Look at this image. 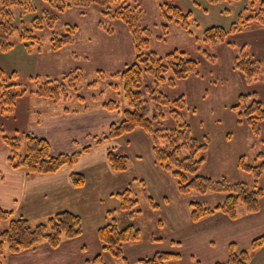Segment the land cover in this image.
<instances>
[{
  "label": "rangeland",
  "instance_id": "1",
  "mask_svg": "<svg viewBox=\"0 0 264 264\" xmlns=\"http://www.w3.org/2000/svg\"><path fill=\"white\" fill-rule=\"evenodd\" d=\"M129 1L132 5L139 6L141 13L138 16V23L140 26L150 29L149 46L146 51L165 56L168 52L177 49L201 62L198 75L192 74L187 79L177 80L174 85L168 82L160 84V89L171 99L185 97L186 105L182 109V115L184 120L191 125L192 134L199 140H203L205 136L210 139L209 148L197 156L204 158L201 174L214 179L226 177L231 182L242 181L252 185L254 182L252 174L239 168L238 162L241 156H245L248 163H258L257 155L264 151V120L260 121L259 132L255 133L241 118L234 105L238 103V96L241 93H252L253 91L257 93L258 91V98L264 99V83H262L261 76L258 80L248 82L245 76L233 67L234 58L242 53L243 46L246 47L244 53L253 54L250 42L249 47L245 44L239 45L240 41L246 43V39L251 37V35L248 37V34L251 33L239 35L241 37L236 38L237 42L232 40L233 34L228 36L225 43H212L204 40V32L208 27L213 25L229 27L236 22L248 4V0H219L217 3H209L207 0ZM165 2L178 5L184 12H192L195 23L190 30L176 22H170L167 28L164 27L166 21L162 17L161 6ZM34 3L36 11L27 13L23 21L26 26L34 29V34L40 39L39 43L27 47L19 40L17 41V34L14 38L15 46L8 51H0V67L8 72L16 70L19 74L17 80L22 85L20 87L27 88L28 91L37 85L36 81L31 80L32 76L40 77L42 80L60 79L65 73L80 71L82 80L78 83V90L72 92L73 98L68 101L62 99L55 102L50 98L26 92L19 98L12 112L2 113L0 109V130L2 129L0 141L2 134L14 136L18 134L17 131L23 146L25 144L24 133L30 132L31 122L44 118L54 110H64L66 107L71 110H95L99 108L103 100L109 99L120 101L122 109L126 108L127 101L122 81L112 77L100 78L98 70H104L107 75H110L125 69L127 64L136 60L137 55L127 23L122 19L105 15V6L92 4L87 7H68L63 12L57 13L58 19L53 28L44 24L43 28L37 29L32 26L33 18L41 17L43 10L50 9L52 6L48 0H34ZM226 9L229 10L228 13L225 12ZM260 9L264 10V4L261 5L260 1H257L251 13ZM244 12V16L249 14L248 11ZM67 25L78 26L75 40L59 50H54L52 48L53 36L68 32ZM261 26L253 22L248 30ZM231 42L238 44L231 46L229 44ZM258 46L263 52L259 44ZM207 53L216 56V60H210ZM259 61L261 71H263L264 60ZM171 76L169 72L167 78ZM94 80H98V85H89ZM110 82L116 83L118 88L111 86ZM143 84L154 86L153 76L144 73ZM77 95H83L86 99L82 101ZM94 96L98 99H93ZM155 104L151 101L152 110L156 109ZM166 112L167 116L159 120L157 127L173 128L176 126L175 119L168 114L169 108ZM149 139H151L150 136ZM148 147L144 145L143 148L145 159H149L146 155ZM185 155L187 153L183 151L181 157ZM65 169L69 170V168H63L60 171ZM157 171L152 165L142 170L146 185L136 183L133 186L134 197L139 200L138 208L141 211L134 217L126 211H118L117 218L120 227L134 224L141 229V240L127 245L126 248L129 246L127 251L125 249V254L132 264H138L140 258L151 256L157 251L179 252L182 259L172 261V264H214L216 261H224L227 258L228 245L231 242L236 241L241 249H249L252 239L264 233V198L258 213H248L245 206L241 204L238 206V218L235 220L223 213H216L194 222L191 219L189 205L191 200L214 207L221 203L226 195L223 193L203 195L194 192L190 195H183L179 192L176 180L169 172L163 170V174L161 172L159 174ZM38 176L44 175L34 177ZM260 185L264 189V177L260 180ZM113 196L117 199L115 194ZM150 197L160 204L159 208L152 207ZM108 203V200L104 204L99 203L96 210H100ZM7 209L13 210L15 218L29 219L22 214L25 213L24 209L21 212L12 208ZM171 216L173 219H170ZM225 220L230 224H226ZM36 221L32 222L37 223ZM8 225L9 220H0V232ZM90 233L93 232H88V240L79 244L83 252L80 253L82 257L78 255L75 257L67 252V254L63 253L62 258L57 261V259L44 258L43 254L26 256L27 251L31 250L20 252L22 255L12 254L5 245L2 263L84 264L85 256L86 259L91 258L101 250L97 232L96 237ZM80 237L65 239L60 247L68 240L79 241ZM154 237L157 239L153 240ZM173 241L180 243L174 244ZM59 248L50 249L58 252ZM103 257L108 264H123L122 260L110 254H103ZM249 264H264V246L253 253Z\"/></svg>",
  "mask_w": 264,
  "mask_h": 264
},
{
  "label": "trees",
  "instance_id": "2",
  "mask_svg": "<svg viewBox=\"0 0 264 264\" xmlns=\"http://www.w3.org/2000/svg\"><path fill=\"white\" fill-rule=\"evenodd\" d=\"M209 3H217L219 0H207ZM230 1V0H228ZM235 1V0H234ZM237 1V0H236ZM257 1L261 5L264 0H248L244 11L249 14L244 16V11L240 13L236 22L229 27L223 25H213L204 32V40L218 43H225L231 34L246 31L253 22L264 27V10L260 9L252 12V7ZM50 9H44L41 17L32 20V26L37 29L43 28L46 24L53 28L58 19V12H63L68 7L91 6L99 4L105 6V15L122 19L127 23L132 41L136 48V60L127 64V67L118 70L110 75L104 70H98L100 78L120 79L123 83L124 96L127 107L122 109L121 102L116 99L103 100L99 108L121 112V118L113 122L107 133L103 137H96V143L102 141L115 142L120 138L128 136L136 130H143L152 140V150L155 162L165 171L169 172L176 180L178 190L183 195L191 193L209 194L223 193L225 199L214 207L191 200V219L194 222L200 221L206 216L216 213H223L230 219L238 218V206L244 205L250 214L258 213L261 210V201L264 198V189L260 185V180L264 177V151L258 153L257 164L248 163L245 156H241L238 162L239 168L250 172L254 178L252 185L246 182H231L223 177L214 179L201 174L204 158H198V154L209 148L210 139L205 136L199 140L192 134L191 125L184 120L182 109L186 105L184 96L171 99L160 89V84L168 82L174 85L177 80L187 79L192 74H199L201 62L190 58L184 51L173 50L165 56H159L155 52L146 51L149 46L150 29L140 26L138 16L139 6L132 5L129 0H48ZM162 17L168 23L176 22L183 28L190 30L195 19L192 12H184L176 4L165 2L162 4ZM263 8V7H262ZM34 0H0V51L5 52L15 46L14 38L18 34L19 42L29 47L39 43L40 39L34 34V29L25 25L23 18L29 12H35ZM229 12L228 9L225 10ZM63 35H54L52 38V48L59 50L65 45L73 43L78 31L77 25H67ZM235 46L234 43H229ZM246 47H242V53L234 58L233 67L240 71L248 82L258 80L259 76L264 81V70L261 71L260 61L252 54L244 53ZM210 60L215 61L216 56L206 54ZM172 76L167 78V74ZM148 73L154 78V86L143 84V74ZM16 70L6 71L0 67V109L2 113L12 112L20 97L26 92L44 98H50L55 102L62 99L68 101L73 98L72 92L78 90V83L82 80L80 71L65 73L60 79L42 80L40 77H31L37 85L28 91L18 80ZM114 88L118 85L109 83ZM89 85L97 86L98 80L92 81ZM147 96V97H146ZM77 97L84 101L83 95ZM93 99L97 100V96ZM151 101L156 106L152 110ZM168 114L176 121L173 128H160L156 124ZM238 113L255 132H259V123L264 120V101L258 98L257 93H241L238 96V103L234 105ZM63 111L78 112L84 110H71L66 107ZM2 132V129L0 130ZM19 134V132L16 131ZM1 135L0 147H4L8 152V162L13 169H22L29 177L56 173L63 168L71 169V181L75 187L85 184L84 173L76 171L75 165L79 159L90 153L92 144L84 145L71 152L52 153L50 141L32 132L24 133L25 144L22 145L20 136ZM183 151L187 155L181 157ZM107 159L111 168L115 172H125L129 169L131 156L116 145H111L107 150ZM137 183L146 185L143 179L135 180ZM133 182L117 193L119 206L116 209L108 210L109 222L101 226L97 231V237L101 243L100 253L86 259V264H108L103 254H110L122 260L123 264H132L125 254L126 246L141 240V229L134 224L120 227L118 224L117 211L122 210L134 217L141 210L138 208L139 200L134 197ZM153 208H159L160 204L151 198ZM0 220H9L6 229L0 232V264L4 246L7 245L12 254H20L25 250H35L41 243H46L50 248L57 249L65 239H75L83 234L82 217L68 209L60 210L47 217L44 221L33 223L30 219L20 217L15 218L13 210L0 206ZM156 240L157 238H152ZM161 239V238H159ZM172 243H180L173 241ZM264 246V233L252 239L249 249H241L235 241L228 245V256L224 261H216L214 264H249L253 253ZM182 255L176 251H157L151 256L142 257L138 264H172V261H179Z\"/></svg>",
  "mask_w": 264,
  "mask_h": 264
},
{
  "label": "crops",
  "instance_id": "3",
  "mask_svg": "<svg viewBox=\"0 0 264 264\" xmlns=\"http://www.w3.org/2000/svg\"><path fill=\"white\" fill-rule=\"evenodd\" d=\"M243 33H251L248 34V37L249 35L251 37L246 39V43L240 41L239 45L245 44L249 47L250 42L252 55L259 60H264V27H254L251 30L233 34L232 40L237 42L236 38L241 37L239 35H244ZM258 44L263 52L260 51ZM257 93L259 97V92L257 91ZM261 100L264 101V99ZM120 118L121 112H112L101 108L69 113L63 110H54L53 113H49L37 121H32L29 125L30 132L43 136L50 141L54 154L71 152L88 144L93 145L90 153L83 155L74 168L76 171L84 173L87 179V183L82 187H75L71 183L70 169L44 176L28 177L24 170L13 169L10 166L7 150L0 147L1 207L12 208L20 212L24 209L25 213L22 214L31 221L37 220L36 222L47 218L58 210L65 209L79 214L83 220L84 230L80 237L81 241L72 242L68 240L59 248L58 252H53L43 242L37 249L27 251L26 256L43 254L44 258L57 259L58 261L62 258L63 253L67 254L68 252L75 257L77 255L82 257L80 253L83 252L79 244L88 240V232H93L90 234L96 237L98 229L110 220L107 215L108 210H117L119 206L113 194L124 190L133 181L134 186L137 179H144L141 171L151 165L158 170L159 174L160 172L163 174V170L155 163L151 139L143 130H136L115 142L95 143L96 139L92 138L103 137L110 125ZM111 145L118 146L121 151L131 156L127 171L118 173L111 168L107 159V150ZM144 145L149 146L146 153L149 159L144 157ZM107 200L109 201L108 204L100 210H96L99 203L104 204ZM118 215L119 212L117 211ZM170 219L173 217L171 216ZM225 223L230 224L227 220ZM90 225L91 227H89ZM85 260L86 256L84 257V264ZM39 264L45 263L40 262Z\"/></svg>",
  "mask_w": 264,
  "mask_h": 264
}]
</instances>
